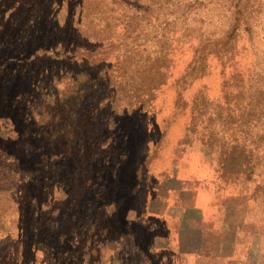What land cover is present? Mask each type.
Segmentation results:
<instances>
[{"label": "rangeland", "instance_id": "374dc122", "mask_svg": "<svg viewBox=\"0 0 264 264\" xmlns=\"http://www.w3.org/2000/svg\"><path fill=\"white\" fill-rule=\"evenodd\" d=\"M0 65V264H172L149 211L222 170L264 214V0H0ZM95 189L125 194L89 217Z\"/></svg>", "mask_w": 264, "mask_h": 264}, {"label": "crops", "instance_id": "0c3cea01", "mask_svg": "<svg viewBox=\"0 0 264 264\" xmlns=\"http://www.w3.org/2000/svg\"><path fill=\"white\" fill-rule=\"evenodd\" d=\"M219 178L223 186L213 185L206 205L192 203L171 207L157 200L160 209L149 211L164 220V229L155 236L154 250L178 257L172 264H186L187 256L192 258V264L264 262V251L253 247L254 239H264V214L256 213L255 202L244 189V179L239 173ZM194 188L195 199L197 185ZM178 198H182L181 195ZM172 236L176 239L175 252L171 246ZM240 253H244L243 257Z\"/></svg>", "mask_w": 264, "mask_h": 264}, {"label": "trees", "instance_id": "16d2710c", "mask_svg": "<svg viewBox=\"0 0 264 264\" xmlns=\"http://www.w3.org/2000/svg\"><path fill=\"white\" fill-rule=\"evenodd\" d=\"M84 15V13H83ZM68 20L69 23H73L75 19V17L72 16H68ZM76 22V21H75ZM94 26L92 25V28L90 30L87 29H83V31L78 30L76 32V34L74 36H72L71 34H68V37H66L65 39V43L67 42H71V40H77V39H81V38H86V39H91L94 38L96 39L95 35H100L99 37H97V42H104L105 41V35H101L103 33V30L100 29L97 32H100L99 34L96 33V30H94ZM218 42V41H215ZM225 42V41H224ZM227 43V41H226ZM117 44V43H115ZM1 66V65H0ZM197 68L200 69L201 66L200 64H197ZM107 148H111L114 150V153L116 155H114L113 158H110V153H108L106 156H103L102 159L99 158L98 162L102 163V162H106V163H115V166H112L110 169H107L109 171V173L111 175L117 174L118 170L120 169V163H121V156L117 154V149L114 146H109ZM154 149H152L151 151H149V153L144 157L143 160L140 161L138 167L136 168V171H138V169L144 164V162H146L148 160V158L152 155ZM90 166L94 165L92 162L89 163ZM117 165V166H116ZM237 173L241 174L239 170H236L235 173H229L226 171H221L218 175V178L225 175V174H229V175H236ZM247 179V177H246ZM250 179V178H249ZM104 176L101 175V173H98L97 171H95L94 175H90L88 177V181L91 183H98V184H102L104 181ZM248 180V179H247ZM93 184V185H94ZM123 192H108V191H101L99 189H95V190H86V191H82L80 193V198H82V202H83V207L84 210L87 211L89 217L90 216H94L96 211L95 209H102L100 211H103V209H108L110 207H115V205L117 206L119 204V202L122 201L123 197H124ZM124 248H129L130 245L127 241L121 240ZM137 260H133L132 264H151V259H148V256L146 259H142V258H136Z\"/></svg>", "mask_w": 264, "mask_h": 264}]
</instances>
